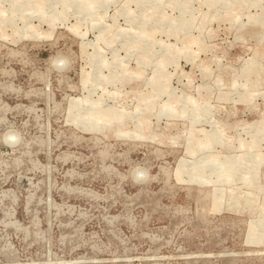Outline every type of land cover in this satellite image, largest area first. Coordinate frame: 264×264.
I'll list each match as a JSON object with an SVG mask.
<instances>
[{"label":"rangeland","instance_id":"obj_1","mask_svg":"<svg viewBox=\"0 0 264 264\" xmlns=\"http://www.w3.org/2000/svg\"><path fill=\"white\" fill-rule=\"evenodd\" d=\"M0 264H264V0H0Z\"/></svg>","mask_w":264,"mask_h":264}]
</instances>
